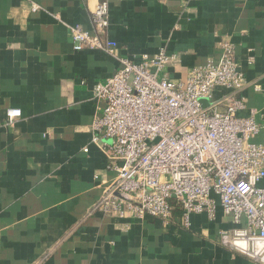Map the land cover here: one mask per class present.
<instances>
[{"label": "crops", "instance_id": "1", "mask_svg": "<svg viewBox=\"0 0 264 264\" xmlns=\"http://www.w3.org/2000/svg\"><path fill=\"white\" fill-rule=\"evenodd\" d=\"M100 1L0 0V264H261L235 251L221 206L214 219L193 214L189 227L178 216L94 210L117 172L91 124L96 85L119 57L165 48L177 58L164 74L182 81L226 41L250 82L242 114L262 111L264 0H110L102 38L117 43L116 56L75 51L69 27L94 33Z\"/></svg>", "mask_w": 264, "mask_h": 264}, {"label": "built area", "instance_id": "2", "mask_svg": "<svg viewBox=\"0 0 264 264\" xmlns=\"http://www.w3.org/2000/svg\"><path fill=\"white\" fill-rule=\"evenodd\" d=\"M91 13L94 33L79 23L69 27L74 50L116 56L117 43L102 38L110 25V0L98 2ZM176 58L165 48L119 57V69L97 83L92 142L104 143L117 177L94 210L150 215L164 223L178 216L189 227L193 214L214 219L221 206L235 224V251L264 264V107L242 114L250 82L231 42L182 81L164 74ZM216 91L223 95L215 98ZM21 114L8 110L10 118Z\"/></svg>", "mask_w": 264, "mask_h": 264}]
</instances>
